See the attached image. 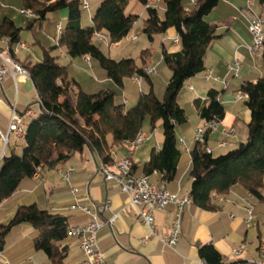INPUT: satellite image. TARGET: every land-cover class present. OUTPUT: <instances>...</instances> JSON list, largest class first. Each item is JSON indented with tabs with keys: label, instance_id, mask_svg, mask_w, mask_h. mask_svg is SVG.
Listing matches in <instances>:
<instances>
[{
	"label": "trees",
	"instance_id": "trees-1",
	"mask_svg": "<svg viewBox=\"0 0 264 264\" xmlns=\"http://www.w3.org/2000/svg\"><path fill=\"white\" fill-rule=\"evenodd\" d=\"M139 1L146 6L148 16L143 32L150 41L172 28L180 37V50L169 51L162 47V63L172 73L162 97L154 91L146 66L138 64L133 57L111 58L94 41L98 33L105 34L112 43L130 34L138 15L126 13L129 0H101L92 15V23L86 26L82 24L81 0H23L25 8L36 14L27 22L28 28L55 10L66 9L68 18L56 44L44 49L40 61L22 62L29 69L40 97V112L31 116L26 124L22 152L13 151L2 158L0 206L28 186L38 167L45 171L56 170L86 148L96 152L104 162L111 163L113 147L134 140L148 116L153 128L161 121L164 140L158 149H152L147 161L134 163L133 172L150 176L159 173L162 183L173 182L179 177L183 149L177 128L186 129L189 119L178 96L187 80L205 70L207 50L218 37V29L228 21L226 18L215 22L206 19L220 0H197L193 9H187L183 0H161L165 4L164 17L157 4L149 5L150 0ZM259 3L264 14V0ZM21 31L22 27L15 20L0 15V36L8 37L14 44L20 41ZM57 48H65L72 59L82 56L96 59L118 86H124L126 79L138 74L149 82L150 89L140 92L131 107H127L125 98L112 89L87 92L78 80L69 76L68 66L52 53ZM262 59L264 65V48ZM238 93L247 95L244 103L251 112L249 122L236 121L239 132L244 134L243 139L226 153L214 155L207 150L211 129L206 128L205 142L195 141L190 151L191 203L203 209H216L215 194L224 195L240 187L262 197L264 74L254 80H243ZM194 103L199 116L207 122H221L225 118L221 91L215 88L208 90L206 99L196 98ZM74 213L41 208L36 202L18 204L14 215L0 224V251H5L21 235L24 224H30L34 228L30 238L34 249L44 252L55 264H65L68 228L86 220V215L81 218ZM199 254L206 264H228L213 244L200 245Z\"/></svg>",
	"mask_w": 264,
	"mask_h": 264
},
{
	"label": "crops",
	"instance_id": "crops-1",
	"mask_svg": "<svg viewBox=\"0 0 264 264\" xmlns=\"http://www.w3.org/2000/svg\"><path fill=\"white\" fill-rule=\"evenodd\" d=\"M221 3L227 4L230 8L219 13L215 20L226 18L228 22L218 29V37L212 41L207 50L205 70L186 81L187 85L193 91L194 96L196 95L197 98H202L203 100L207 98V92L210 88L221 91V99L225 106L226 114L218 130H213L209 133L208 146L212 149L213 154L216 149L221 150L228 146L233 148L243 139L244 134L239 132L236 121L237 119H243L245 122H249L251 112L245 106L244 101H239L236 98L235 93H238V89L243 80H254L264 74V69L254 75L255 73L253 74L249 70V66L246 67V64L251 62L250 56L247 53L248 46H250L251 42L245 39L242 33V27L246 25L249 29V23L244 17L240 16V18H237L233 15L236 10H242L246 7L248 0H220L218 7ZM63 13L67 23L68 11L65 10ZM208 21L212 22L211 20ZM60 23L63 25L62 22ZM91 23L92 15L87 20L86 25H90ZM172 30L174 31L173 33L169 29L167 33L160 35L161 37L165 35L160 40L161 47L164 46L169 51H177L181 49V44L179 43L180 48H173L174 45L178 44L174 43L171 39L177 35L175 29L172 28ZM95 39L96 36L94 37V41ZM166 40H171L174 45L169 48ZM64 49L62 50V54L69 57L66 49ZM52 53L57 55L55 51ZM150 54V50H147L146 55ZM235 57L241 60L242 66L240 72L244 70L240 82H235L234 77L229 75L228 65ZM74 59H82L87 63H91L92 58L82 56ZM20 61L24 62L25 60ZM73 61H70V63H73ZM143 65L150 66V63L144 61ZM67 66L69 76L77 80L76 75L70 73L69 65ZM210 70H212L213 75L218 77V79L212 78L208 80L206 78L205 74ZM200 74H202V77H200L206 82L197 81L199 79L198 75ZM151 76L153 77V75ZM155 76L157 77L158 74ZM131 80L133 81L132 78ZM167 81L168 78H166L164 87L159 88L156 87L155 80L153 81V89L159 97L163 96ZM80 85L82 88H85V91L88 90L87 92L91 93L89 89H86L87 87L84 83H80ZM36 97L37 90L32 80L20 78L18 91H16L13 80L7 78L3 84H0V98L2 99L0 103V126L3 128L7 127L11 113L10 106L14 102L17 103L19 112H24L27 108L34 110L31 106L36 101ZM124 98L126 104H128V98L125 96ZM35 112L36 114L38 113L37 111ZM30 117L24 116V119L26 120ZM201 122L205 124V120L202 118ZM225 132H228V134H225ZM181 139L185 141V146H182L183 153L179 167L180 175L175 181L164 184L173 193H190L192 184V178L189 175L192 161L190 151L195 141L190 139L188 143L185 136H181ZM222 140L229 142V145L226 147L219 146V142ZM23 145L24 138L19 140L12 139L6 148L5 154L8 155L13 151L19 153ZM160 146L161 143L154 148L158 149ZM2 150L3 142L0 139V154ZM219 154L223 153L220 152ZM76 155H79L78 159L76 162H73ZM133 161L135 163H142ZM1 163L2 161L0 160ZM70 166L75 168L71 178L73 183L82 189V193L85 196L84 202L91 207H101V204L105 200L110 199L111 211L103 215L110 217L113 214H117L115 222L105 227L100 232L99 237L100 245L108 263L203 264V260L199 254V246L202 244H213L224 256V260L228 264H255L259 259V241L264 236V187L262 189V197L254 195L251 199L254 206V216L250 224L246 221L248 213L245 209V203L242 200L249 192L241 187L224 195L215 194L213 196V203L216 209L213 210L203 209L192 203L189 204L182 215L178 242L170 247L163 244L160 238L171 233L175 207L169 205L165 209L155 212L156 235H153L150 227L139 219L136 209L127 205L126 196L121 193L118 186L114 182L104 179L99 169L100 157L89 148H86L82 153H76L71 160L60 165L56 170L45 171L42 181L32 179L28 183V186H25L26 188L17 192L13 199L1 204L0 224L6 223L14 215L17 205L21 203L36 202L41 208L46 209L68 205L71 201V193L69 186L62 178L61 170H66ZM52 172H57L60 175L64 182L63 185H60L54 180ZM49 173H51L50 178ZM151 179L155 182H161L160 175L156 172L151 175ZM32 184L33 186H29ZM74 216L84 217L80 212L74 213ZM84 218H86L84 220L86 222L87 216ZM33 232L34 228L30 224H24L21 235L7 246L5 254L15 264H55L44 252L34 249L30 240ZM65 244L69 248L68 256L64 259V263L76 264L82 257L76 240L68 237Z\"/></svg>",
	"mask_w": 264,
	"mask_h": 264
},
{
	"label": "built area",
	"instance_id": "built-area-1",
	"mask_svg": "<svg viewBox=\"0 0 264 264\" xmlns=\"http://www.w3.org/2000/svg\"><path fill=\"white\" fill-rule=\"evenodd\" d=\"M159 0H150L149 5H156ZM196 3V2H195ZM81 6L83 10L89 11V3L86 0H81ZM252 3H249V7L242 9L249 22V28L253 35L254 41L251 49L256 52H261L264 48V14L256 13L252 10ZM21 14L26 18L32 19L36 17V14L31 9H22ZM63 25L58 24L59 34L62 32ZM99 41H105L102 34H96ZM137 36L133 37L135 40ZM176 44L180 43L179 35L171 38ZM25 49L30 50V46L26 42L19 41L11 44L8 37L0 36V84H3L7 78H11L14 82L16 91H18L19 79L32 80L30 71L25 65L17 58V54ZM163 58H161V62ZM242 66L241 60L238 57L228 65L229 75L233 77H240V68ZM157 67L146 66V73L152 75L157 72ZM213 77V72L210 70L206 74L207 79ZM133 81L140 82L141 77L138 74L132 76ZM218 79V77H215ZM247 97L246 94L239 93L238 100L244 101ZM36 101L40 104V97L37 93ZM2 99L0 98V103ZM11 113L9 115V121L6 128L0 126V139L3 142V150L0 154V160L5 156L6 148L10 144L12 139L19 140L24 138L26 131V123L24 116H33L36 114L31 108H27L23 113L17 109V103L14 102L11 106ZM221 122L205 121V127H199L196 133L195 141L204 143L206 128H210L211 131L218 130ZM156 130V128L154 129ZM228 134V132H225ZM148 137L141 131L137 137L132 141H126L123 146L130 147L131 155L120 157L118 151L112 150V162L106 163L100 158V171L106 181L114 182L121 193L126 196L127 205L136 209L139 219L150 227L152 234L156 235V222L155 212L163 210L169 205L175 207L173 227L170 234L160 238V241L167 245L173 246L178 242L180 229L182 224V215L185 208L191 204L190 193L177 192L173 193L169 191L164 183L155 182L151 179L150 175L136 174L133 172L134 161L132 155L135 150L141 148ZM180 143L185 146V141L180 140ZM229 142L222 140L219 142V146L226 147ZM208 152H212V149L208 147ZM74 167L70 166L66 170H61L62 178L70 188L71 201L66 206L52 207V211L62 212H80L88 217V220L84 223L73 224L68 228L69 237L76 240L77 247L82 254L81 259L76 264H114L108 263L105 253L100 245L99 237L100 232L107 226L112 225L117 219V214H113L110 217H105L103 214L111 211L110 199L105 200L101 207L88 206L85 201V196L82 193V189L73 183L72 174ZM45 170L42 167H38L37 171L33 175V179L42 181L44 179ZM254 194L249 193L243 197L242 200L245 203V209L248 213L246 219L250 224L254 216V206L251 199ZM259 259L255 264H264V236L259 241ZM0 264H15L5 254V251H0ZM203 264H206L203 261Z\"/></svg>",
	"mask_w": 264,
	"mask_h": 264
},
{
	"label": "rangeland",
	"instance_id": "rangeland-1",
	"mask_svg": "<svg viewBox=\"0 0 264 264\" xmlns=\"http://www.w3.org/2000/svg\"><path fill=\"white\" fill-rule=\"evenodd\" d=\"M86 1L89 3L90 8L89 11L83 10V26H86L87 20H89L91 15L94 14V10H96L98 3L101 2V0ZM183 2L187 9H193L196 4L195 0H183ZM249 3H252L251 7L253 11H255L256 13L263 14V9L261 4L259 3V0H248L246 7H244L243 9L249 7ZM157 7L159 8L161 17H164V2L159 0V2H157ZM229 8L230 7L227 4L221 3L219 7L217 5L206 16V19L214 22L216 21L215 19L217 18L219 13ZM22 9H26L23 4V0H0L1 17L4 18L5 16H8L15 20L16 24L22 27L20 41L26 42L30 46L29 51L22 49L17 54V58L22 61L31 60L32 62H37L43 58L44 49L51 48L53 45L56 44V38L59 35L58 23L62 22L63 25L66 24V18H64L63 13V11H65L66 9H59L50 12L47 15L46 19L42 21H37L32 28L27 27V22L31 19H28L23 14H21ZM126 13L138 15V19L133 25V28L127 37L122 39L119 43H112L110 41V38L107 36H104L105 41H99V37L96 36L95 42L102 48L104 53L111 58L121 59L125 57H133L137 59V63L140 65H143L144 61H146L150 63L151 67H157V72L155 74H152V80H155L157 88L164 87L166 83V78L169 79L172 74L170 68L161 62L160 55L162 53V47L160 40L165 35H163L162 37L160 35L157 36L154 41H150L148 39L147 35L143 32L144 23L148 14L146 6L142 4L139 0H129V3L126 7ZM233 15L237 18H240V16L244 17L248 21L246 15L242 13L241 9L236 10ZM170 32L173 33L174 31L170 29ZM242 33L244 34L245 39L248 42H251L250 46H248L249 49L247 48V53L250 56L251 62L247 63L248 65L246 64V67L249 66V70L253 74L255 73L254 75H256L259 71L264 69L262 54L261 52H256L251 49L254 38L250 31V28L248 29V27L245 25L244 27H242ZM135 35L137 36V38L133 40V37ZM166 44L169 48L174 45L172 44L171 40H166ZM177 47L180 48V45H174L173 48ZM63 49L57 48L54 50L57 56H59V60L65 63L66 65H69L70 73H74L73 75H76L75 77L77 78L79 83H84V85H86L87 87L86 89H89L91 93L98 92L102 89H112L116 91L118 95L123 97L125 96L126 98H128V104H126V106L131 107L138 100L140 92H148L150 89L149 82L144 78H142L140 82L132 81L131 78H129L125 80L124 86H118L108 78L107 72L101 67L100 63L96 59L92 58L91 63H87L82 59H69L67 55L62 54ZM147 49L150 50V55H146V52L143 53V51ZM72 60H74L73 63H70V61ZM243 72L244 70L240 72L241 77H234L235 82H240ZM156 74H158V79H156ZM201 75L202 74L198 75L199 79H197V81L206 82L201 78ZM212 78L215 79V76L213 75ZM238 94L239 93L237 92L235 93L236 98H238ZM196 98L197 97L196 95L194 96V93L191 88L187 85V83H185L179 93L178 99L183 108L186 110L189 119V125L185 131L183 128L178 127L177 135L179 137V140H181V136H185L188 143L190 139L195 141L196 133L199 127H205L204 124L201 122V117L199 116L196 105L194 103V100ZM31 107L35 111L40 112L39 102L35 101ZM30 119L31 118H27L25 120V123L28 124ZM155 128L156 130H154ZM155 128H153L151 118L148 116L145 119L142 128V132L148 137V140L141 148L135 150V152L133 153L132 159L136 162L143 163L144 161H146V159H149L152 149L159 143H163L164 136L161 121L157 122ZM181 146L183 145L181 144ZM231 148V146H228L227 148L221 150L216 149L214 155H219L220 152L226 153ZM22 149L23 148H21L19 153L22 152ZM113 150L118 151L119 156L124 157L131 155V149L127 146L123 147L117 145L113 147ZM78 156L79 155H76L74 157L73 162H76ZM52 174L56 182H58L60 185L64 184L63 180L57 172H52ZM50 176L51 173H49V178Z\"/></svg>",
	"mask_w": 264,
	"mask_h": 264
}]
</instances>
